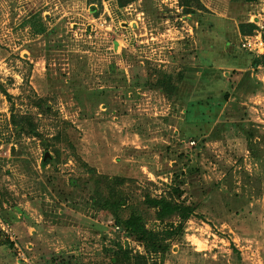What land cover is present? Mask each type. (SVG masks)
Returning <instances> with one entry per match:
<instances>
[{"label": "rangeland", "instance_id": "rangeland-1", "mask_svg": "<svg viewBox=\"0 0 264 264\" xmlns=\"http://www.w3.org/2000/svg\"><path fill=\"white\" fill-rule=\"evenodd\" d=\"M95 1L0 0V264H264V0ZM113 189L167 252L113 230Z\"/></svg>", "mask_w": 264, "mask_h": 264}, {"label": "trees", "instance_id": "trees-1", "mask_svg": "<svg viewBox=\"0 0 264 264\" xmlns=\"http://www.w3.org/2000/svg\"><path fill=\"white\" fill-rule=\"evenodd\" d=\"M120 7H125L129 4H132L133 2H136L137 0H117ZM181 6L185 10V14L187 15H197L198 10L195 9L194 3L199 2L198 0H179ZM95 2H101V0H96ZM252 28L254 26L250 25ZM226 46H229L228 43H226ZM246 54L253 56L252 54H249L246 52ZM255 59L257 57L253 56ZM233 58V57H232ZM254 59V60H255ZM254 64V63H253ZM258 61H256L255 66H257ZM247 65L246 60H243V64L236 65L237 68H244ZM169 85L171 84V78L168 77ZM20 130L22 127H18ZM43 165H46L44 162ZM116 181V185H121L125 178H114L110 183H114ZM180 181V179H179ZM182 181L179 182V185L176 186L172 191V201H168L167 199H160V200H148L149 206H153L157 208L159 217L165 218L166 216L173 215V213H178L184 217H187L190 212L192 211L189 206L185 205V200H183V196L186 193L185 189H182L181 184ZM106 205L113 214L114 223H113V230L116 229V227H119L122 229L127 236L133 238L134 240H137L145 245L146 249H148L151 252H167L169 250L170 245L166 243L163 240H159L156 234H154L152 231H149L143 221V218L133 213L129 218L124 219L122 218L119 213L123 209V207L127 204V198L126 195L121 191H115L114 189L110 191V195L108 198H106ZM6 223V222H5ZM0 233H2L5 236V243L3 246L8 247L9 249H12L15 251V244L16 242L11 241L6 237L4 232L0 228ZM128 252H125V254Z\"/></svg>", "mask_w": 264, "mask_h": 264}, {"label": "built area", "instance_id": "built-area-1", "mask_svg": "<svg viewBox=\"0 0 264 264\" xmlns=\"http://www.w3.org/2000/svg\"><path fill=\"white\" fill-rule=\"evenodd\" d=\"M250 23L253 22L256 24L257 29L254 32V34L245 36L242 38L241 41V49L244 52H247L249 54H252L253 56H259L264 57V20L260 21L259 23H256L255 21H249ZM0 228L11 241L15 242L14 239V232L11 228V226L7 223H5L3 220L0 219ZM117 230H120L119 227H116ZM18 252L19 257L22 260L26 259L25 254L19 250Z\"/></svg>", "mask_w": 264, "mask_h": 264}, {"label": "water", "instance_id": "water-1", "mask_svg": "<svg viewBox=\"0 0 264 264\" xmlns=\"http://www.w3.org/2000/svg\"><path fill=\"white\" fill-rule=\"evenodd\" d=\"M48 157H49V159L52 158V157L49 155V153H46L45 158H44V161H47Z\"/></svg>", "mask_w": 264, "mask_h": 264}]
</instances>
